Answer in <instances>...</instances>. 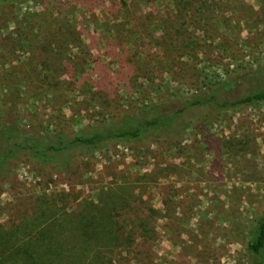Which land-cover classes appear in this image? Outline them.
Returning a JSON list of instances; mask_svg holds the SVG:
<instances>
[{
  "label": "rangeland",
  "instance_id": "374dc122",
  "mask_svg": "<svg viewBox=\"0 0 264 264\" xmlns=\"http://www.w3.org/2000/svg\"><path fill=\"white\" fill-rule=\"evenodd\" d=\"M174 1L0 0V130L9 129L0 152L207 98L228 82L215 95L233 100L264 82V0H186L184 26H158L174 17ZM63 17L78 39L51 27ZM193 110L178 134L77 149L58 171L11 157L0 171V223L9 207L44 195L56 209L113 221L131 245L110 264H254L264 101Z\"/></svg>",
  "mask_w": 264,
  "mask_h": 264
},
{
  "label": "trees",
  "instance_id": "16d2710c",
  "mask_svg": "<svg viewBox=\"0 0 264 264\" xmlns=\"http://www.w3.org/2000/svg\"><path fill=\"white\" fill-rule=\"evenodd\" d=\"M201 3L206 1L202 0ZM173 4L174 17L158 22V26H184L186 14L183 13V9L188 2L175 0ZM198 7L197 10L200 12L205 9L203 4H199ZM61 19L57 26H51L56 28L55 31L60 38L78 39L80 36L74 26L65 17ZM53 35L55 34L50 33L46 39H53ZM230 87L232 83H224L213 90L207 98H193L176 106L154 108L136 117L125 116L71 138H64L59 134L44 143L11 142L6 146V150L0 152V171L11 157L18 154L30 155L58 171L71 163L72 153L77 149L98 150L108 142L178 134V120L188 111H194L193 108L197 106L211 103L218 109L264 101V82L233 100L216 97V91H220L221 88L227 91ZM8 132L9 129L0 130L1 135ZM3 138L12 139L8 135ZM56 196L59 199H66L64 194ZM44 197L40 195L32 202L9 207L6 225L0 223V264H110L112 259L110 254L113 251L126 250L130 247L131 241L114 234L111 219L95 217L90 220L89 212L84 208L78 211H66V207L56 209L50 198ZM29 203L31 204L24 208V205ZM146 233L148 235L147 231ZM143 235L146 236L145 232ZM247 249L254 258V264H264V211L256 221Z\"/></svg>",
  "mask_w": 264,
  "mask_h": 264
}]
</instances>
